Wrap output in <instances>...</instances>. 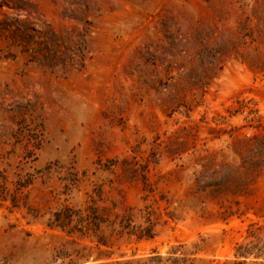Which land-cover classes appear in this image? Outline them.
<instances>
[{"label":"rangeland","instance_id":"1","mask_svg":"<svg viewBox=\"0 0 264 264\" xmlns=\"http://www.w3.org/2000/svg\"><path fill=\"white\" fill-rule=\"evenodd\" d=\"M150 259L264 264V0H0V264Z\"/></svg>","mask_w":264,"mask_h":264},{"label":"trees","instance_id":"2","mask_svg":"<svg viewBox=\"0 0 264 264\" xmlns=\"http://www.w3.org/2000/svg\"><path fill=\"white\" fill-rule=\"evenodd\" d=\"M158 259L157 260H155V259H150L149 261H142V262H140V261H137V262H135V263H129V264H158ZM159 261H160V259H159ZM174 264H178V263H176V261H174Z\"/></svg>","mask_w":264,"mask_h":264}]
</instances>
